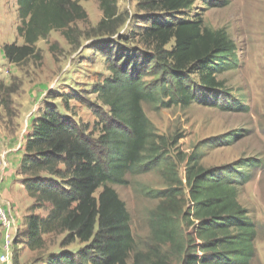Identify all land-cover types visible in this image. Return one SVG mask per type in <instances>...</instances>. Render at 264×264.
Listing matches in <instances>:
<instances>
[{
    "label": "trees",
    "instance_id": "trees-1",
    "mask_svg": "<svg viewBox=\"0 0 264 264\" xmlns=\"http://www.w3.org/2000/svg\"><path fill=\"white\" fill-rule=\"evenodd\" d=\"M96 1L102 17L90 34L111 38L124 17L116 0ZM15 2V33L22 44L2 46L5 60L14 66L41 61L36 44L51 32L70 41L77 34L73 24L88 22L76 0ZM192 5L193 0H137L143 26L136 35L146 50L126 53L111 41L103 46L111 76L95 89L105 108L94 112L101 123L99 134L60 114L51 103H44L32 119L17 175L31 201L28 213L44 215L29 218L24 246L39 250L43 236L51 233L65 234L61 248L75 241L84 244L74 253L62 249L43 264H128L135 251L130 215L112 186L152 170L166 144L146 117L143 103L188 107L193 101L225 95L218 76L239 62L225 30L183 18ZM222 100L219 107L236 109ZM1 105L5 111L10 107L8 94L1 97ZM64 107L68 110L67 102ZM253 168L251 162L240 161L204 168L200 155L191 153L185 160L186 193L167 169L170 188L153 194L158 204L150 214L151 252H134L132 264H169L158 250L165 246L179 257V264H251L257 229L237 198ZM12 264H18L16 256Z\"/></svg>",
    "mask_w": 264,
    "mask_h": 264
},
{
    "label": "rangeland",
    "instance_id": "rangeland-1",
    "mask_svg": "<svg viewBox=\"0 0 264 264\" xmlns=\"http://www.w3.org/2000/svg\"><path fill=\"white\" fill-rule=\"evenodd\" d=\"M76 1L85 10L88 22L73 24L72 28L77 30L75 37L69 41L59 32H51L46 41L36 44L41 61L29 60L20 66L6 65L7 74L0 81L3 86L0 99L8 94L10 107L2 112L8 118L10 129L14 127L12 123L20 103L24 106L20 119L24 135L29 118L37 115L44 103H51L60 114L72 116L75 121L87 124L95 135L99 134L101 123L94 112H102L105 108L95 89L111 76L103 46L111 41L126 53L146 50L136 35L138 28L143 26L139 21L142 14L137 10V0H116L117 10L125 22L111 38L90 34L102 17L98 2ZM217 1L193 0L191 9L182 14H185L183 18H198L206 28L225 30L236 45L239 61L236 68L218 76L225 95L217 93L216 98L193 101L188 107L176 104L163 107L160 101L143 103L146 117L166 144L152 170L128 176L125 185L112 188L130 215L134 252L149 254L150 214L158 204L153 194L170 188L167 169L181 181L180 191L186 193L183 176L185 160L191 153L200 155V166L204 168L251 162L254 166L251 179L239 188L237 199L257 229L256 257L251 264H264V0ZM6 4H0V12H7L6 22L1 21V27H6L7 32L5 42L21 45L22 40L15 33L18 24L16 2L6 0ZM1 58L0 55V63H3ZM222 97L227 104H235L236 109L219 107ZM65 102L68 110L64 107ZM30 203L29 199L17 225L15 222L11 264L14 256L18 264H43L47 257L57 255L62 249L74 253L84 246L75 241L61 248L60 242L65 234L51 233L43 236L41 249H27L24 238L29 218L44 215L41 211L28 213ZM158 250L161 255L166 254L169 264H179V257L171 253L169 246ZM134 252L128 264H132ZM3 253L0 246V255ZM151 259L155 261L153 257Z\"/></svg>",
    "mask_w": 264,
    "mask_h": 264
},
{
    "label": "crops",
    "instance_id": "crops-1",
    "mask_svg": "<svg viewBox=\"0 0 264 264\" xmlns=\"http://www.w3.org/2000/svg\"><path fill=\"white\" fill-rule=\"evenodd\" d=\"M0 4L7 6L6 0H0ZM16 6V5H15ZM8 8V7H7ZM15 13L17 16V7L15 8ZM7 12H0V55L3 63H0V81L3 80L7 74L5 69L6 65H11L7 63L2 52V46L6 44V27H1V21L6 22ZM17 18V17H16ZM16 22V21H15ZM13 22V23H15ZM12 23V24H13ZM14 66V65H13ZM27 103V102H26ZM16 108L18 114L13 119V128L10 129L8 118L4 115V109L1 105L0 99V151L2 155V183L0 187V201L5 209L9 212L13 220V232H15V222L17 225L20 215L24 212L26 202L29 201L26 193L23 191L20 185V178L17 175V170L23 155L25 138L30 131L31 121L36 116L33 115L29 118V126L27 127V133L23 134V127L20 128L21 117L23 116L24 106L22 103ZM3 111V112H2ZM12 238V236H11ZM4 235L0 228V246L3 250Z\"/></svg>",
    "mask_w": 264,
    "mask_h": 264
},
{
    "label": "built area",
    "instance_id": "built-area-1",
    "mask_svg": "<svg viewBox=\"0 0 264 264\" xmlns=\"http://www.w3.org/2000/svg\"><path fill=\"white\" fill-rule=\"evenodd\" d=\"M2 155L0 151V187L2 183ZM0 228L4 235L3 254L0 255V264H11V243L13 232V220L9 212L5 209L0 201Z\"/></svg>",
    "mask_w": 264,
    "mask_h": 264
}]
</instances>
